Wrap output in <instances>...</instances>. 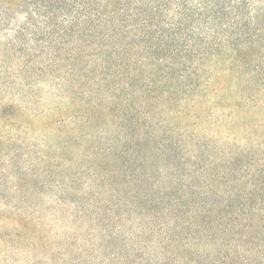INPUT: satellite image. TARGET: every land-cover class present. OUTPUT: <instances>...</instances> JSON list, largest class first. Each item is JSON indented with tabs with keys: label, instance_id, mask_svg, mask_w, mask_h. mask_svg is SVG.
<instances>
[{
	"label": "trees",
	"instance_id": "obj_1",
	"mask_svg": "<svg viewBox=\"0 0 264 264\" xmlns=\"http://www.w3.org/2000/svg\"><path fill=\"white\" fill-rule=\"evenodd\" d=\"M63 72L65 75H62ZM58 77L64 79L61 84L64 89L65 86L78 88L88 101L80 105L78 111H71V108L65 111L71 114L69 117L76 118L81 126L93 131L99 128L95 135L90 136L87 150H96L92 141L103 143L99 136L117 128L110 116H118L127 123L122 125L124 129L134 131L127 139V151L135 146L148 145V149L157 155L161 149H152L155 140L148 133H142L143 127H140L141 121H144V126L151 121L141 115L149 106L153 110L162 108L178 118L185 117L182 108L175 110L177 106L174 107V104L179 106L186 101L197 102L198 98H206L207 86L212 78L217 77L223 79L218 84L226 92L220 90L216 94L225 95L228 106L238 105L236 97L241 98L243 103L252 101L250 93L253 97L260 95L264 98V0H0V95L5 94L2 98L29 90L38 94V82ZM229 77L235 78L236 83L233 84ZM170 107H174L173 110ZM153 110L148 114L152 115ZM201 110L202 113H212L206 107ZM134 111H139L141 115L136 121L130 119ZM54 121V118L43 117L34 106L27 109L13 104L2 107L0 123L7 125L5 129L0 127V161L6 156L9 162L0 167L10 178L7 186L14 188L16 185L17 193L24 197L27 195L30 202L40 200L38 198L42 196L38 190L49 185L58 188L66 198L80 196L65 205L58 202L59 197L54 198L58 209L66 206L74 208L76 211H73L71 221L75 225L82 223L83 229L91 231V238L99 240L101 244L98 246L96 243L91 249L93 254L101 248L105 253L113 247L110 264H126L142 250L151 259L160 262L169 261L174 252H179L181 258L189 255L200 260L195 259L196 263L191 258L192 261L187 264H264V194L259 193L264 189V180L252 181L258 175L264 176L262 164V167L256 165L257 162L247 165L249 173L246 176L252 177L251 181L239 179L236 183L239 188L232 190L234 197L229 195L227 204L217 192L207 188L200 190L199 194L186 193L184 198L188 203L177 199L179 205L161 208L156 216L161 214L162 220L173 219L174 222L162 225L171 241L164 247L168 258L162 247L161 254L157 255L155 237L147 246L134 247L143 238L144 232L140 230L147 232L140 224L135 226L137 231L127 235L124 243H117L122 237V228L111 227L105 221V215L115 209L122 211L134 205L132 210L137 212L143 205L145 214L141 216V221L146 218L152 223L148 234L154 235L153 222H157V217L153 215V205L156 202L149 190L143 192L148 197L145 201H141V191H138L131 200L122 197L116 208L110 205L112 208L101 213L100 217L91 212L92 206H95L86 203V200L93 187H74L76 179L71 170L75 165L61 167L60 162L65 161L60 153L62 141L55 142L56 145L50 140L51 134H40L41 129ZM252 121L256 122L255 129H252L255 136L264 139V120ZM99 123H105L106 128H100ZM22 128H26L25 136L21 137L26 142L23 143L26 144L25 153L14 149L18 143L15 131ZM84 139L83 146L87 144ZM188 140L193 142L194 137ZM64 141L67 146L69 142L67 139ZM117 144L120 143L111 141V149L109 153L106 151L103 159L96 154L99 161L94 169L91 165V175L95 179L100 178L99 172L103 165H108L109 160L106 159L110 158L113 149H117ZM237 151L238 157L233 160L231 156L229 158L232 159L224 158V161L230 165H233L232 160L241 162L244 151ZM226 155L225 151L222 156ZM83 157L84 153H80L72 162L79 164ZM217 165L214 162L212 169H217ZM51 166L52 169L60 167L57 172L63 179L62 183L43 178L42 174H49ZM112 169L107 173L108 177L117 173ZM38 171L39 174H36ZM204 185L207 186V183L199 186L203 188ZM211 185L218 189L222 186L221 179ZM252 195H257L256 203ZM191 197L193 200L189 202ZM237 198L246 200L248 204L234 205ZM24 213L23 219L29 223L28 227H22L29 230L26 241H31L33 247L40 246L42 242L45 246L49 241L43 230L37 227L34 219H30L32 214L27 209ZM22 216L20 214L17 218L23 220ZM134 216L129 217L135 221ZM119 217L118 221L121 220ZM183 231L195 236L191 243L187 242L189 246L194 243L188 253L186 247L173 236V233ZM221 231L223 238L214 240ZM55 236L60 237L58 234ZM72 241H68L70 245ZM218 243L222 248H217ZM107 259L106 256V260L96 264L108 262Z\"/></svg>",
	"mask_w": 264,
	"mask_h": 264
},
{
	"label": "rangeland",
	"instance_id": "obj_2",
	"mask_svg": "<svg viewBox=\"0 0 264 264\" xmlns=\"http://www.w3.org/2000/svg\"><path fill=\"white\" fill-rule=\"evenodd\" d=\"M219 68L222 69L221 67ZM62 75H65L64 72ZM229 78L233 84L236 83L235 78ZM220 81H223L221 77L211 79L210 85L206 89V98L205 96L198 98L197 102L195 100L186 101L183 105L180 104L179 106L174 104V107L177 106L175 110L182 108L181 110L185 113V117L181 116L178 118L177 116H172L162 108L153 110V107L149 106L145 111L143 109L144 112L141 115L149 117L151 121L147 126L143 125L144 121L140 122L142 124L140 127H143L141 132L148 133L153 141L155 140L156 144L153 143L151 147L152 149H161L157 155L148 149V145H146L147 147L135 146L132 147L130 152L127 151V146L129 145L127 139H130L129 134H133L134 131L127 128L124 129L123 126L127 123H125V119L123 120L122 117L118 116L117 118H111L110 116L111 122L116 123L117 128L113 132H111V128L108 132L99 136V138L104 140L103 143H99V140L92 141V144L96 146V150H93V148L87 150L91 139L90 136L92 134L95 135L99 128L93 131L92 129L83 127L76 118L69 117L71 114L65 112L70 108L71 111H76L80 108V105L88 101L86 100V96L79 92L78 88L73 89L72 86H65L64 89L61 84L65 81L60 77L38 82L40 84L38 94L29 90L24 93L19 92L18 95L9 94L4 98L2 97L5 94L0 95V109L10 104L24 109L34 106L43 117L54 118V123L52 122L47 128L41 129L42 132L39 129V132H41V135L42 133L51 134L52 139L50 140L54 141L56 145L62 141L63 147L60 153L62 152L61 154H63L65 161L60 162L62 164L61 167L64 165L67 168L75 165L71 173L74 175L76 181L72 185L80 189L86 188L83 185H87V187L91 185L93 187L90 195L87 197L89 200L85 198L87 199L86 203H91L95 206V208L92 206V213L100 217L101 213L105 212L108 208H112L110 205L113 204L115 205L114 208H116L117 202L122 200V197L131 200V197L138 191H141V193L139 192L141 201H145L148 197L144 196L143 192L149 190L156 202V205H153V215L156 216L157 212L160 213L161 208L168 209L171 205H179L177 204L179 203L177 199L188 203L186 198H184L186 193L199 194L200 190L207 188L217 192L227 204L229 195L231 198L234 197L232 190L239 188V184H236L239 179L251 181L252 177L246 176L249 173L247 165L257 162L256 165L262 167V164L264 167V139L255 136L252 130L256 126V122H253L254 120L252 121V119H255L257 122L264 120V98L260 95L253 97L250 93L252 101L243 103L241 98L236 97L237 107L228 106L225 95L221 93L219 95L216 94V91L220 90L226 92L224 88H220L218 84ZM2 86H5V84ZM25 93L30 95L26 96ZM211 93L213 94L212 96ZM227 93L229 94L228 91ZM174 107L170 108L173 110ZM204 107L212 113H209V111L200 112ZM152 110V115H149L148 113H151ZM17 112H15V115ZM79 115L82 116V114ZM141 115L139 111H134L133 114H130V119L136 121L137 116ZM127 116L128 114L125 115V118ZM6 117L9 116L7 115ZM237 117L238 119H236ZM71 119L74 121L72 122ZM6 125L4 122L0 123L2 129H5ZM99 127L104 129L106 128V124L99 123ZM25 130L26 128H22L15 131L18 141V143L16 142V148H14L15 151L18 150L22 153L27 151V149H24L26 144H23L26 142L21 138L25 136ZM31 133L34 135V131H31ZM189 137H194V141L188 140ZM64 139H67V142H69L67 146L64 145ZM83 139L87 143L85 146L82 145ZM112 140L118 141L120 144L116 145L117 149H113L110 153V158L106 159L109 160V163L108 165H103L102 171L99 172L100 178L95 179L91 175V171L99 159L105 157L106 151L109 153ZM235 149L244 151L243 155H241L243 160L239 163L232 162L235 157L239 156L236 155L239 151H235ZM225 151L227 155L223 157L222 155H224ZM80 153H84L83 160L79 164L72 162L76 160L75 158ZM97 153L102 158L98 159ZM231 156H233L231 164L234 166L224 161V158ZM220 158H223V160ZM95 159L97 162H92ZM7 162H9L8 157H1L0 165L3 166ZM214 162L219 164L217 165V169H212L211 167ZM91 165H93V169ZM59 168L55 166L52 169L51 166L50 173L47 175L42 174L43 178L62 183L63 179L57 172ZM120 168H123V170ZM110 169L112 171L115 170L114 172L117 170V173L111 174L108 177L107 173H110ZM230 170L233 171L231 174H229ZM123 172L125 173L124 176H118L120 173L124 174ZM36 174H39V171ZM74 177L72 178L74 179ZM9 179L7 172L0 167V264H96L102 262V259L106 260V256L108 257V262H104L103 264H110L109 257L112 256L111 250L114 252L113 247L109 248L108 251L106 250L105 253H103V248H101L99 252L97 251L99 256L95 253L93 254L91 249H94L93 247L96 243L98 246L101 244L99 240L91 238V231L83 229L82 223L75 225L71 221L70 217L73 211H76L74 208L66 206L62 209L59 207L58 209V205L55 203L56 199L54 198L59 197L60 200L58 202L65 205V203H73L75 198H80V196L66 198L58 188L49 185L46 189L38 190L39 195L42 196V198H38L40 200L30 202L27 195L24 197L22 194L17 193L18 191L15 189L16 185L14 188L12 185L7 186L6 182ZM218 179H221L222 186L216 189L211 184L218 181ZM261 179L264 180V176L258 175L252 181L253 183H257ZM205 183H207L208 187L204 185L203 188H200L199 185ZM259 193L264 194V189L259 190ZM252 196L256 203L257 195ZM192 198H190L189 202L193 200ZM22 199L26 201H22ZM239 204L244 206L248 202L237 198L234 201V205ZM142 207L143 205L136 210L137 212L132 210V208L135 209L134 205L122 211L115 209L113 213L105 215V221L111 227L122 228V237L117 243H124L127 240V235L137 231L135 230V226L140 224L139 226L147 230V232L140 230L144 232L143 238H140L134 247L147 246L153 237H155L157 243L154 248L157 255L161 254V247L162 251L167 255L164 247H167L171 241H169L168 235L165 234L166 230H164L162 225L174 223L173 219L162 220L161 214L160 217L156 216L157 222H153L155 228L154 235L148 234L152 230V223L150 224L146 218L141 221V216L145 214ZM18 209H21L23 212L27 209L32 214L33 217L31 216L30 219L36 221L37 227L43 230L44 236L49 241L45 246L43 245L44 242H42L40 246L33 247L31 241H26V238H29V235L26 234L29 233V230L22 229V227L23 225L24 227H28L29 223H25L26 220L23 219L25 213L23 214L22 211L17 212ZM101 210L102 212H99ZM136 213H139V215H136ZM20 214L23 215L20 217L23 220L17 218ZM118 215L121 217H119L121 219L119 221ZM129 216H134L137 219L135 220L137 224ZM179 216L181 217L182 214ZM227 218L231 217L227 216ZM79 220L81 221L80 218ZM19 221H21L20 224ZM16 234L17 236L15 237L14 235ZM56 234L60 237H56ZM145 236L147 237L144 239ZM173 236H175L176 240L180 241V245L186 247L187 253L194 245V243H192V246L187 245L195 238L191 232L173 233ZM223 236L224 234L221 231L213 239H222ZM71 239L74 241L70 245L68 241ZM176 244L179 245V242H176ZM217 248H222L221 244L218 243ZM191 254H193V251ZM167 257L169 258L168 255ZM191 258L189 255L186 258H181L179 252H174L169 261L164 260L160 262L151 259L147 252L142 250L135 258H130L126 264H187V262L192 261ZM181 259H185V261H181ZM192 259L200 261L197 257ZM196 260L195 262L197 263Z\"/></svg>",
	"mask_w": 264,
	"mask_h": 264
}]
</instances>
